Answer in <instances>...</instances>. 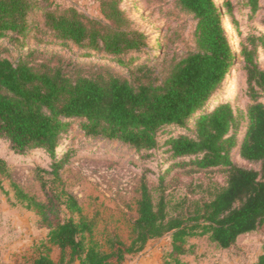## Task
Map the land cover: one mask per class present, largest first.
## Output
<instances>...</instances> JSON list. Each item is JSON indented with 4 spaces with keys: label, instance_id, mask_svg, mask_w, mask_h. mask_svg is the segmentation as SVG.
Listing matches in <instances>:
<instances>
[{
    "label": "trees",
    "instance_id": "trees-1",
    "mask_svg": "<svg viewBox=\"0 0 264 264\" xmlns=\"http://www.w3.org/2000/svg\"><path fill=\"white\" fill-rule=\"evenodd\" d=\"M176 3L196 21L194 46L180 56L168 57L165 49L150 53L149 37L130 27L118 0H101L105 22L73 7L51 9L41 8L37 0H0V37L10 34L12 40L19 41L21 35L26 36L32 28L29 17L39 9V28L88 49V56L121 57L133 52L148 56H132L129 62L119 59L131 65L127 74L105 65H92L94 70H88L57 52L40 54L31 50L17 60L0 56V139L7 141L12 151L25 154L44 149L55 155L69 130L67 119L81 118L89 137L123 142L143 157L165 145L171 159L190 167L188 173L215 169L227 173L225 184L214 187L207 199L185 202L174 213L168 210L164 195L157 202L153 200L143 179L129 241L110 234L105 247L95 237L96 220L89 219L78 200L69 195L65 203L70 216L36 243L30 264H123L128 255L167 235L172 245L170 264H186L177 255L188 252V237L209 235L220 248L229 249L240 235L264 226V68L258 59L259 49H264V33L242 39L230 1L223 3L225 12L215 0ZM246 4L254 12L259 0H246ZM225 15L243 58L248 101L244 109L222 101L204 112L206 104L225 87L237 59L223 24ZM259 22L264 27V17ZM196 113L192 134H178L160 145L166 126H186ZM244 117L247 123L239 138ZM234 150L248 162L260 163V168L235 163ZM187 158L190 160L182 161ZM63 163L64 159L53 163L56 176ZM7 166L0 154V195L1 174ZM54 247L59 249L58 260L51 256ZM252 264H264V242Z\"/></svg>",
    "mask_w": 264,
    "mask_h": 264
},
{
    "label": "rangeland",
    "instance_id": "rangeland-1",
    "mask_svg": "<svg viewBox=\"0 0 264 264\" xmlns=\"http://www.w3.org/2000/svg\"><path fill=\"white\" fill-rule=\"evenodd\" d=\"M224 1L232 3L234 17L240 23L242 39L249 34L264 33V27L259 22L264 17V0H259L254 12L250 11L246 0H215L222 12L226 10ZM37 3L41 8L73 7L89 17L106 21L101 0H37ZM118 4L127 16L130 27L149 37L151 54L165 49L168 57L173 54L180 56L194 46L196 21L193 15L177 6L176 0H118ZM41 20L42 11L38 9L29 17L32 28L26 36L21 35L19 41L12 40L10 34L0 37V56L17 60L20 55L31 50L40 54L57 52L74 59L88 70H94L92 65H105L124 74H127L131 65L122 64L119 59L129 62L132 56L142 59L148 57L145 52H133L121 57L106 54L88 56V49L58 39L47 28H39L36 24ZM229 28L233 30L231 25ZM228 30L226 28L232 47V40L236 39L233 50L237 52V59L228 74L225 87L206 104L202 109L204 112L222 101H231L238 109H244L248 101L245 94L247 78L243 58L237 48V36L235 33L234 37L231 36ZM258 59L264 68L263 48L259 49ZM198 114L193 115L186 126H166L160 136V145L178 134H192ZM67 121H70L69 130L56 148L55 155L44 149L17 154L10 149L7 141L0 139V154L8 162L6 172L1 174L0 233L9 236L8 241H26L22 248L14 252L10 264H30L36 243L70 216L65 203L69 195L78 200L89 219L96 220L95 237L105 247L110 234H118L124 241H129L143 179L155 202L164 195L170 213H174L185 202L207 199L214 187L226 182L227 173L220 169L188 173L190 167L184 168L178 165V159H171L169 153L165 152V145L156 149L153 155L143 157L141 152L123 142L87 136L81 118H68ZM246 123L245 117L241 118L242 129L237 133L239 138L243 136ZM60 159H64V163L56 176L52 171L53 163ZM233 161L240 166L260 168V163L248 162L235 150ZM164 172L167 173L162 181ZM19 191L26 197L23 198ZM263 242L264 226L240 235L229 249L220 248L210 240L209 235L193 236L186 240L188 252L177 257L186 264H252L261 254ZM145 248L142 253L128 255L131 264H139L143 255L154 249L157 259L160 258L159 264L163 261L171 263L172 258L168 257L172 249L169 235L150 241ZM51 256L58 260L57 247L53 248Z\"/></svg>",
    "mask_w": 264,
    "mask_h": 264
},
{
    "label": "crops",
    "instance_id": "crops-1",
    "mask_svg": "<svg viewBox=\"0 0 264 264\" xmlns=\"http://www.w3.org/2000/svg\"><path fill=\"white\" fill-rule=\"evenodd\" d=\"M0 228H1V218H0ZM24 238H26V236ZM8 240H9V236H4L3 234L1 235L0 233V264H10L11 262H13L12 258H14L13 257L14 252L19 248H22L26 242L25 240L23 241L22 240L8 241ZM22 250L23 249H21V251ZM154 250H149L147 254L143 255L139 264H159L158 259L160 258L157 259L158 255ZM127 258L123 264H129V263L131 264V261ZM75 264H79V262L76 261Z\"/></svg>",
    "mask_w": 264,
    "mask_h": 264
},
{
    "label": "bare ground",
    "instance_id": "bare-ground-1",
    "mask_svg": "<svg viewBox=\"0 0 264 264\" xmlns=\"http://www.w3.org/2000/svg\"><path fill=\"white\" fill-rule=\"evenodd\" d=\"M223 24L225 25V27L227 29H229L228 31H229L230 35L234 37V31L229 28V26H230L229 25V19L226 15L223 18ZM232 43H233V47L236 46V39L235 38L232 40Z\"/></svg>",
    "mask_w": 264,
    "mask_h": 264
}]
</instances>
